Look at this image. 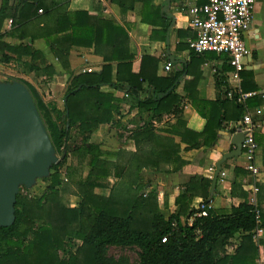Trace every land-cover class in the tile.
Instances as JSON below:
<instances>
[{"label":"trees","instance_id":"16d2710c","mask_svg":"<svg viewBox=\"0 0 264 264\" xmlns=\"http://www.w3.org/2000/svg\"><path fill=\"white\" fill-rule=\"evenodd\" d=\"M114 1L122 15L132 8L128 2L110 0ZM66 7L67 0L0 1L2 63L10 62L13 56L41 58L32 47L39 39L46 42L63 67L72 46L91 43L104 62L99 72L71 75L59 110L45 105L31 85L20 81L32 96L54 149L63 148V159L42 179L47 186L40 195L19 189L14 222L0 228V264H257L259 245L252 233L256 212L264 228V210L259 205L248 204L245 196L242 203L229 209L202 212L190 208L195 197L210 204L211 180L192 176L175 198L176 211L166 219L152 186L154 175L178 172L186 164L178 155L180 146L161 133L179 137L187 150L210 147L224 121L242 119L244 106L237 103L236 92L227 79L214 77L217 98L212 102L193 99L189 90L192 82L185 83L194 109L206 122L201 132L193 131L180 117L182 99L175 85L179 73L156 77L158 61L149 56L141 58L139 72L133 73L131 62L135 57L127 51L128 35L119 24L82 12L69 14ZM8 19L12 21L10 28L2 31ZM5 38L21 43L9 44ZM41 70L49 84L54 68L47 64ZM102 87L128 95L132 108L148 112L152 118L173 114L176 122L167 130L159 131L150 122L133 129L130 139L134 152L103 151L88 143L89 137L99 125L112 122L119 108L118 99L111 92H102ZM220 87L225 90L220 92ZM230 90L233 98L227 99ZM228 103L233 116L227 113ZM73 129L79 134L80 145L68 141ZM68 154L85 159L88 170L85 176L64 184L59 170L67 164ZM71 171L66 167L67 178ZM235 173L237 177L238 169ZM110 177L114 178L112 184ZM239 185L237 179L231 183V195ZM96 189L108 190L109 194H96ZM70 195L77 199L74 206L67 201ZM236 238L239 243L228 254L227 246ZM111 247L135 250L136 262L109 257Z\"/></svg>","mask_w":264,"mask_h":264},{"label":"crops","instance_id":"0c3cea01","mask_svg":"<svg viewBox=\"0 0 264 264\" xmlns=\"http://www.w3.org/2000/svg\"><path fill=\"white\" fill-rule=\"evenodd\" d=\"M119 1L128 2V5L132 7L124 15L121 14L116 1L110 2V0H67L66 9L69 14L82 12L90 17L110 20L119 24L128 35L127 51L135 57L131 62L133 73L139 72L143 56L157 59L156 77L174 76L179 73L175 85L176 93L182 99L180 117L193 131L201 132L206 122L194 109L189 93L184 90L185 83L192 82L189 89L190 95L196 100L211 102L216 100L217 91L214 77H225L232 89L248 95L239 104L244 106L243 115L248 113L252 121L258 125L254 139L257 144L255 164L259 169V174L255 181L249 176L244 168L246 162L241 149V154L238 157L226 159L221 164V171L217 178L219 183L215 186L209 199L212 210L236 207L244 201L245 196V200L249 204L253 195L252 186H256L257 189L260 186V190L255 194V201L256 206L259 205L264 210V0L255 1L250 27L243 35L242 39L249 54L243 59L244 69L237 78L234 77L225 55L209 52L198 55L199 53L189 49L188 41L195 38V34L189 27L188 10L193 5H201L203 0ZM9 28L6 20L2 31H7ZM4 41L9 44L21 43L12 38H5ZM32 47L41 53V58L31 60L29 57L13 56V59L8 63L0 61V68L2 65L7 66L13 63L11 66L15 68L17 77L28 82L36 92L45 93L47 102L55 103L58 110L60 109L59 105H63V94L72 74L88 73L85 72V69L88 68L92 69L90 73L99 72L104 65L102 57L94 53L92 43L72 46L64 67L56 61L43 40H35ZM167 63L171 66L166 71L164 68ZM47 64L51 65L55 71V74L50 77L49 84L45 83L46 75L41 70ZM111 68L112 80H114L116 64L113 63ZM37 83L41 84V90L36 88ZM143 87H146V83L143 84ZM224 90L225 87H220L219 91ZM101 91L113 93V96L118 99L119 108L118 112L114 114L112 122L99 125L89 137L88 143L100 146L103 151L117 152L119 149H123L127 152H134L135 147L130 139L133 129L150 122L159 131L167 130L176 122V116L173 114L152 118L150 113L140 112L135 107L132 108L131 98L118 90L102 87ZM230 91L233 92V90ZM225 97L230 99L227 94ZM225 97L222 96V99ZM45 98L42 97L44 103H46ZM226 107L228 115L233 116L234 111L231 104L228 103ZM230 119L223 122L222 128L217 132V137L210 147L187 150L185 144L180 142L179 137L161 133V135L170 136L174 143L180 146L178 155L183 161H186L185 166L178 172L167 175L158 174L152 177V186L156 188L158 194V207L166 219L176 211L175 198L184 190L187 180L192 176H199L210 179L212 183L216 164L221 160L222 154L229 153L234 149L230 145V138L239 133L237 127L240 120ZM108 137L111 149L105 146ZM235 169L239 171L237 177ZM236 179L240 185L231 195V183ZM97 191H103V193H97ZM95 193L107 196L109 191L96 189ZM200 201H202L200 197L193 198L190 208H194ZM238 243L239 239L237 238L230 240L227 253L232 254ZM258 245L257 264H264V234L260 236Z\"/></svg>","mask_w":264,"mask_h":264},{"label":"water","instance_id":"95a60500","mask_svg":"<svg viewBox=\"0 0 264 264\" xmlns=\"http://www.w3.org/2000/svg\"><path fill=\"white\" fill-rule=\"evenodd\" d=\"M243 139L240 132L230 138L234 149L224 152L216 164L210 198L219 183L221 164L241 154ZM58 162L28 89L17 81L0 82V228L14 222L19 188L29 189L36 180L48 177L52 165Z\"/></svg>","mask_w":264,"mask_h":264},{"label":"built area","instance_id":"2783aa9c","mask_svg":"<svg viewBox=\"0 0 264 264\" xmlns=\"http://www.w3.org/2000/svg\"><path fill=\"white\" fill-rule=\"evenodd\" d=\"M255 1L203 0L201 5L191 6L188 10L189 27L194 32L195 38L188 41L189 49L199 54L209 52L225 55L234 77L237 78L244 69L243 59L249 54L242 38L250 27ZM11 23L12 21L8 19V26ZM170 66L167 63L164 69L167 71ZM85 72L90 73L92 69H85ZM235 92L238 103L243 102V99L248 96L242 94L239 90ZM227 97L233 98V92H227ZM257 126L250 115L245 113L237 127V131L244 136L242 143V153L246 162L244 168L254 181L259 174V169L255 164L257 144L254 133ZM251 189L253 195L249 201L250 204L256 206L255 194L258 189L256 186H252ZM211 208L210 204H205L203 201H200L194 207L195 210L202 212ZM263 234L264 228L261 227L260 218L258 212H256V228L252 233L253 241L258 244L259 238Z\"/></svg>","mask_w":264,"mask_h":264},{"label":"rangeland","instance_id":"374dc122","mask_svg":"<svg viewBox=\"0 0 264 264\" xmlns=\"http://www.w3.org/2000/svg\"><path fill=\"white\" fill-rule=\"evenodd\" d=\"M11 65H13V63ZM11 65H7V66L2 65L1 66V68H0V82L17 81V82L21 83L20 81H23V79L21 80V78L17 77V72L15 71V68L13 66H11ZM23 82L26 83V84H29L28 82H25V81H23ZM41 87L42 86H41L40 83L36 84V88H38L39 90H41ZM36 93H38V92H36ZM37 95H39L41 100H42V97L45 98V93H43V92H41V94L38 93ZM46 99L47 98H45V100ZM47 101L48 100H46L45 105H47L48 107L54 108V110H56L55 103L47 102ZM59 107H60V109H62L63 105H59ZM50 113H53V112L50 111ZM51 115H52V119H54V117H55L54 113L51 114ZM50 141H51V139H50ZM68 141L69 142H73L74 145H80L81 142H80V137H79V134H78L77 130L73 129L70 132ZM109 143H110V139L108 137V138H106V141H105L106 145L105 146L106 147L108 146L107 148L111 149V144L109 145ZM62 149H63L62 147H60L59 150H57V151L54 149L56 157H57L59 162H61L62 159H63ZM67 159H68L67 160V164L65 166H63L59 170L60 174L62 175V179H63L64 184H68L71 180H76V179H78V178H80L82 176H85V174H86V172L88 170V167L86 165V160L85 159L80 158V157H76V156H69V154H68V158ZM66 167H69V169L72 170L71 171V175H69V178L66 177ZM109 180H110L109 183H111V184L114 182V178L113 177H110ZM46 186H47V183L42 182V179H41V180H36L35 184L29 189H27L24 186H21L19 189L22 190V188H26L27 191L23 190V193H27L29 195L38 196L44 191ZM97 193H103V191H97ZM105 193H108V192H105ZM67 201H68V203L71 206H74L76 204L77 199L74 196L70 195L67 198ZM107 255L109 257L115 258V259H117L119 257H123V258H126L127 260L131 261L132 263L136 262V260H137V256H136L135 250H128V249H120V248H116V247H111V248L108 249Z\"/></svg>","mask_w":264,"mask_h":264}]
</instances>
